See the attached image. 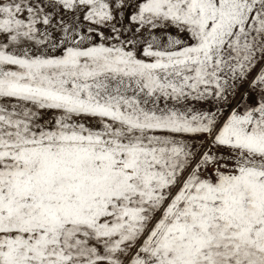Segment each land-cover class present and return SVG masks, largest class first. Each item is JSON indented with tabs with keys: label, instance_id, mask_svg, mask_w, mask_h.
Listing matches in <instances>:
<instances>
[{
	"label": "snow or ice",
	"instance_id": "obj_1",
	"mask_svg": "<svg viewBox=\"0 0 264 264\" xmlns=\"http://www.w3.org/2000/svg\"><path fill=\"white\" fill-rule=\"evenodd\" d=\"M0 264H264V0H0Z\"/></svg>",
	"mask_w": 264,
	"mask_h": 264
}]
</instances>
